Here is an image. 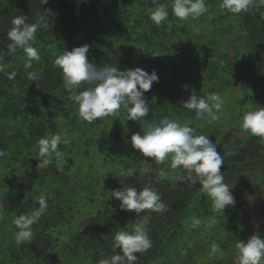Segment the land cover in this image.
<instances>
[{"label": "trees", "instance_id": "16d2710c", "mask_svg": "<svg viewBox=\"0 0 264 264\" xmlns=\"http://www.w3.org/2000/svg\"><path fill=\"white\" fill-rule=\"evenodd\" d=\"M216 1L220 0H206V3L209 7ZM171 2L155 0L157 4L167 3L169 6ZM258 2L253 0L252 8L248 13H241L238 22L243 32L238 38L252 53L251 64L248 55L238 60L235 66L226 61V72L220 79L211 71L216 68L212 61L213 49H204L202 53L197 51L198 48L191 52L182 51L178 40L188 35L187 30L180 27L182 21L169 16L163 26L157 28L148 20L147 9L155 6L154 0H49L45 5L41 0H0V29L5 31L17 15H27L29 22H34L44 9L58 14L49 20L47 29L37 33L36 46L41 60L34 61L29 69L37 73L35 81L28 80L24 73V53L21 50L3 57L6 70H16L20 75L14 81L0 76V151L5 153L0 157V189L3 183L7 189L0 198V216L3 215L6 221L9 218L14 220L33 208L34 198L42 192L49 200L45 216L39 224L33 225L30 244L16 243L14 227L10 231L4 230V240L0 241V264H42V258L47 264L49 254L61 248L70 262L88 260L90 264H96L98 259L111 254V233L124 228L130 231L135 219L134 213L120 210L118 201L77 224L79 212L72 206L65 207L61 197H53L56 193L58 196L63 193L60 180L69 182L73 178L71 171L76 167V152L80 145L85 146L87 157L93 153V147L104 154L109 142L127 147L129 144L125 140L140 131L136 122L127 121L123 111L119 118L109 116L94 124L81 122L74 114L76 105L63 89L59 71L52 67L54 58L65 50L87 44L90 46L88 58L98 66L112 63L121 70L128 67H140L149 73L155 70L159 83H155L145 95L151 108L147 119L156 122L165 115L177 117L186 112L181 101L189 98L193 88L205 95L233 88L238 81L242 90L249 92L241 104L258 108L264 106V17L256 9ZM3 35L0 32V36ZM6 44L7 41L0 40V48ZM55 132L63 133L71 144L62 146L65 150L63 158L39 173L36 170L38 161L33 158L38 151L37 141L40 136ZM197 134L207 135L201 129ZM220 134L218 128L207 136L218 142V152L227 153L222 166L225 183L230 188H238L234 194L235 205L227 208L225 215L211 213L212 220L215 221L216 217L222 219L224 228L214 227L209 234L203 232L199 235V229L205 224L202 223L205 212L199 200L209 198L198 185L178 182V173L170 167L167 179L160 183L150 172L136 181L137 186L144 183L157 189L169 210L151 214L152 248L139 255L137 264H171L167 259L180 250L184 241L189 249L191 239L194 241V255L209 257L210 245L215 241L221 251L210 257L218 264H233L237 255L235 241L247 239L255 232L264 234L262 227L255 228L250 218L240 215L244 203L263 186L264 148H260L257 139L251 135L246 139L237 136L238 131L227 133L223 138ZM129 154L130 161H122L121 170L109 174V178L115 181V189L122 188L121 183L125 186L133 183V178L127 180L120 176L123 170L141 167V157L131 146ZM152 167L155 169L156 166ZM196 218L200 224L193 228L192 221ZM219 254H223V260ZM201 258L198 259L202 261Z\"/></svg>", "mask_w": 264, "mask_h": 264}, {"label": "clouds", "instance_id": "9594fccd", "mask_svg": "<svg viewBox=\"0 0 264 264\" xmlns=\"http://www.w3.org/2000/svg\"><path fill=\"white\" fill-rule=\"evenodd\" d=\"M41 2L45 5L49 0ZM154 5L147 9V18L157 28L163 26L169 16L185 21L199 18L208 12L206 0H172L170 6L167 3L157 4L154 0ZM252 6L253 0H222L219 5L231 15L248 13ZM256 9L264 17V0H259ZM55 15L58 14L51 9H44L34 22H29L27 15H17L11 19L6 31L0 29L4 33L0 40L7 41L6 46L0 48V76L14 81L20 75L16 70H6L3 57L15 55L17 50H21L24 53L23 70L27 79L35 81L38 78L37 73L29 71L34 61L41 60L40 50L36 46L37 33L47 29L49 20ZM89 51L90 46L87 44L76 46L70 51H63L52 61V67L59 71L64 91L76 105L74 114L81 122L94 124L109 116L119 118L123 111L127 121L136 122L140 128L125 143L130 144L141 157L140 168L132 166L120 173L127 180L133 178V183L125 186L120 181L123 187L111 191V198L119 201L120 210L135 214L132 228L130 231L124 228L112 232L111 254L98 259L96 264H137L139 255L152 248L149 230L151 214L164 213L169 208L157 189L144 183L138 187L136 181L151 172L156 182L160 183L167 179V169L170 167L178 173V182L200 187L210 199L213 213L225 215L226 209L235 205V197L225 183L222 171L227 153L218 152V142H213L207 135L197 134L194 126L173 114L163 116L159 122L147 119L151 108L145 94L155 83H159L155 70L151 73L140 67L121 70L112 63L98 66L89 60ZM223 103L219 95L207 97L193 88L189 98L181 101V107L193 114L195 119L213 124L219 118ZM240 130L256 138L258 146L264 148V106L243 112ZM37 144L38 151L33 158L38 161L36 170L40 173L64 157L62 146L71 144V140L63 133L55 132L40 136ZM4 155L0 151V157ZM34 199L35 206L12 221L18 245L33 241V225L39 224L48 209L47 194L41 193ZM214 223L212 221L208 227ZM199 224L200 220L196 218L191 226L196 228ZM234 246L237 255L233 264H264V234L255 232L247 239L235 241ZM220 251V246L213 241L209 255L214 256Z\"/></svg>", "mask_w": 264, "mask_h": 264}, {"label": "rangeland", "instance_id": "374dc122", "mask_svg": "<svg viewBox=\"0 0 264 264\" xmlns=\"http://www.w3.org/2000/svg\"><path fill=\"white\" fill-rule=\"evenodd\" d=\"M221 2L222 0L216 1L212 6H209L208 12L199 18H189L188 20L182 21L180 27L185 28L188 35L186 37L181 36L178 40L184 53L186 51H194L196 48L201 53L205 51L204 49H213L212 61L215 62L216 68L211 69V71H214L220 79L223 77L224 72H226V61L231 62V66H235L238 60H243L248 55V61L251 64L250 56L252 55L244 41L238 38L243 34L238 23L240 22V14L228 16V13L219 7ZM182 44L189 46L185 48ZM236 84L235 87L221 92L205 94L207 97H210L212 94H217L224 102L218 114L219 118L213 124L197 120L193 114L187 111L182 112L177 117L190 123L197 130L201 129L205 131L207 135L212 134L213 131L219 128L221 138L227 133L238 131L239 134H236L237 136L248 139L250 134L240 130L241 115L243 112L256 107L251 104H241L249 92L242 90L240 81ZM92 149L93 153L87 157L85 154V146L80 145V148L76 152V167L71 171L73 178L69 182L60 180L63 193L60 196L57 193L53 196L61 197V201L65 207L72 206L75 211L79 212L76 216L77 224L95 216L105 206L118 202L111 198V191L115 189V181L109 178V174L119 172L122 167V161H130L131 159L129 154L130 144L127 147H122L121 145L109 142L107 151L104 154H100L95 147ZM2 174H5L4 171H2ZM4 184L0 189V198L7 192ZM262 185L244 203L240 215L250 218L255 228L262 227L264 231V183ZM237 190L238 188L236 187L231 188L233 195ZM199 202H201L200 207L205 212L204 221L202 222L205 224L199 229L200 233L198 234L201 235L203 232L209 234V231L214 227L224 228L222 219L217 217L215 218V223L211 227H208L214 221L211 218L210 199L204 200V198H201ZM12 221L13 218H9L6 221L3 215L0 216V241L4 240V236L2 235L4 230L8 229L10 231L12 229ZM193 250L194 241L192 239L190 240L189 249L185 246L184 241L180 246V250L172 253L171 257L167 260L171 264H218L210 256L201 258L194 255ZM219 255H221L220 260H223V254ZM68 257L64 249L61 248L49 254L47 264H90L88 260L70 262ZM198 258H201L202 261ZM40 263L46 264L45 258H42Z\"/></svg>", "mask_w": 264, "mask_h": 264}]
</instances>
